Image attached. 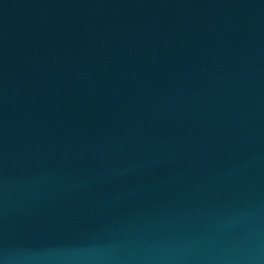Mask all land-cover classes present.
<instances>
[{"label":"water","instance_id":"obj_1","mask_svg":"<svg viewBox=\"0 0 264 264\" xmlns=\"http://www.w3.org/2000/svg\"><path fill=\"white\" fill-rule=\"evenodd\" d=\"M0 264H264V0H0Z\"/></svg>","mask_w":264,"mask_h":264}]
</instances>
